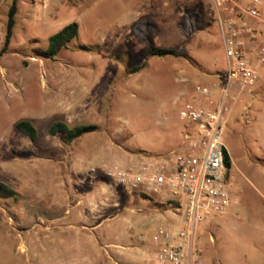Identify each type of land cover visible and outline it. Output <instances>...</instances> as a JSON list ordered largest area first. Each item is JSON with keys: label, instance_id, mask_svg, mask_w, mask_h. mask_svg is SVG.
Instances as JSON below:
<instances>
[{"label": "rangeland", "instance_id": "1", "mask_svg": "<svg viewBox=\"0 0 264 264\" xmlns=\"http://www.w3.org/2000/svg\"><path fill=\"white\" fill-rule=\"evenodd\" d=\"M13 2L0 0V51ZM72 23L78 37L56 60H46L50 37ZM156 49L175 53L151 55ZM200 75L219 76L209 99L219 109L226 60L209 0H20L10 49L0 58V182L15 193L0 194V264H37L34 229L60 215L67 233L55 237L67 249L73 236L66 226L75 218L66 214H96L93 225L106 220L92 235L99 258L93 263L155 264L154 230L181 222L169 196L126 190L104 171L178 148L187 128L194 129L179 117L186 91L211 87ZM252 90L231 89L225 100L223 139L238 204L200 228L204 264H244L262 246L264 83ZM23 120L35 125V142L17 130ZM56 121L98 129L67 145L48 133ZM44 240L43 263L54 264V245Z\"/></svg>", "mask_w": 264, "mask_h": 264}, {"label": "built area", "instance_id": "2", "mask_svg": "<svg viewBox=\"0 0 264 264\" xmlns=\"http://www.w3.org/2000/svg\"><path fill=\"white\" fill-rule=\"evenodd\" d=\"M215 11L226 60V89L219 109H212L185 98L179 117L194 126L187 128L180 146L168 156L145 158L129 168L114 166L104 175L126 190L161 194L179 206L174 217L178 228L157 227L151 235L156 248L155 264H204L198 243L200 228L238 204L230 154L223 139L226 124V97L231 89L252 90L264 68V0H209ZM188 83L187 79H181ZM216 89L195 86V94L209 98ZM96 173V170L92 171ZM176 220H174L175 222Z\"/></svg>", "mask_w": 264, "mask_h": 264}, {"label": "crops", "instance_id": "3", "mask_svg": "<svg viewBox=\"0 0 264 264\" xmlns=\"http://www.w3.org/2000/svg\"><path fill=\"white\" fill-rule=\"evenodd\" d=\"M242 4L245 6L248 5L249 0H242ZM263 39H264V36L260 35L259 40H263ZM259 74H260V81L264 83V68L259 69ZM218 78H219L218 75L213 76V77L209 75H200L198 77L199 81L202 82V84H208L211 86L216 85V89L212 92L213 95L218 92V87L220 86V84L216 81ZM194 82H195L194 84H197L196 83L197 81H194ZM251 91L253 90H250V92ZM186 92L188 93V96H187L188 100H191V101L195 100L206 107L213 106L214 104L213 101H209V99L212 97L205 98L197 94H194V92H189V91H186ZM230 159H231L232 168H233V160H232L231 155H230ZM93 187H98V184H93ZM232 210L233 208H231V210H229L226 213V215L230 214ZM66 215H69V216L73 215V218H75L74 223H69L66 226L68 231H70L73 236L72 243H68V248L67 249L65 248V243H67L64 241L65 239L60 238L58 240L55 237L56 233H61V235H65L67 233L66 230H64L63 228L64 222L62 221L58 222L59 220L63 218V216L60 215V216L51 218L50 220L53 224L50 223L49 226H44L43 229L41 228L42 230L41 229L39 230L38 228L34 229V236H32L30 241H31V244L35 247L34 250L36 254L34 258L30 256L29 259L33 258L34 260H37V264H45L43 263L44 259L42 257L43 256L42 252L46 250V247H47L44 244V241H45L44 239H50L52 241V244L54 245L52 247V253H53L52 257L53 259L56 260L54 264H95L93 262L99 260V258H97L94 253V251L96 252L98 251V246H97L98 243L92 242V235H95L96 231H98L99 229L105 226L106 220L98 222L93 225L91 219L96 214H89V215L88 214H66ZM40 219L41 221L43 220V218H40ZM99 219H101V216H99ZM216 222L221 225V222H219L218 220ZM257 234L260 236L259 237L260 239L258 238L257 241L258 243H262V246L260 248H253L254 250H252L251 252V259L246 258V261L244 264H264V257L262 255H259V252L260 253L264 252V229L263 231H261V233H257ZM28 241L29 240L25 242V245L21 246V249L26 252L25 254H27L30 251ZM247 260L249 262H247ZM28 262H29L28 260H25L24 263H19V264H28ZM35 263L36 262L34 261L33 264Z\"/></svg>", "mask_w": 264, "mask_h": 264}, {"label": "trees", "instance_id": "4", "mask_svg": "<svg viewBox=\"0 0 264 264\" xmlns=\"http://www.w3.org/2000/svg\"><path fill=\"white\" fill-rule=\"evenodd\" d=\"M20 0H14L12 7L8 14L7 31L4 41V46L0 51V58L3 57L10 49V44L14 35V28L16 25V15L18 13V3ZM79 34V25L76 23L69 24L64 27L60 32L53 35L49 39V45L47 51L43 54L46 60L54 61L62 53V51L68 48V45L73 42ZM151 55L158 57H165L175 53L174 50L156 49L150 51ZM138 69L137 71H140ZM16 128L19 132L26 135L32 142H35L38 138V131L35 125L27 120L20 121L16 124ZM97 126H75L70 127L67 123L62 121L54 122L49 128V135L51 137L63 136L65 143L70 145L82 137L94 133L97 131ZM226 162L229 167L232 166L231 159L227 156ZM0 194L14 195V191L5 183L0 182ZM168 204L177 211L179 206L173 200H169Z\"/></svg>", "mask_w": 264, "mask_h": 264}]
</instances>
